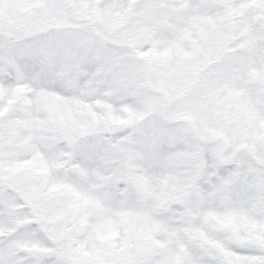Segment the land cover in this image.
<instances>
[{"label":"snow or ice","instance_id":"obj_1","mask_svg":"<svg viewBox=\"0 0 264 264\" xmlns=\"http://www.w3.org/2000/svg\"><path fill=\"white\" fill-rule=\"evenodd\" d=\"M0 264H264V0H0Z\"/></svg>","mask_w":264,"mask_h":264}]
</instances>
